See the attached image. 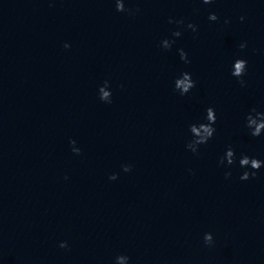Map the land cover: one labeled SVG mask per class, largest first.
Segmentation results:
<instances>
[{"label":"water","instance_id":"obj_1","mask_svg":"<svg viewBox=\"0 0 264 264\" xmlns=\"http://www.w3.org/2000/svg\"><path fill=\"white\" fill-rule=\"evenodd\" d=\"M236 59L247 61L244 86ZM184 72L195 87L181 95ZM209 107L215 134L193 153L189 126ZM253 108L264 112V0H181L98 129L33 264H264V166L248 180L239 166L241 154L264 161V133L246 127ZM229 146L235 163L221 164Z\"/></svg>","mask_w":264,"mask_h":264},{"label":"clouds","instance_id":"obj_2","mask_svg":"<svg viewBox=\"0 0 264 264\" xmlns=\"http://www.w3.org/2000/svg\"><path fill=\"white\" fill-rule=\"evenodd\" d=\"M204 4H210L213 3V0H202ZM116 9L117 11L124 12L127 11L129 14H135L134 10L132 9H125L124 2L123 0H116ZM135 11H139V9H136ZM209 20L211 21H216L218 19L217 15L215 13H210L209 15ZM241 20L244 19V17L240 18ZM174 21L170 18L169 23H173ZM177 25H183V20H178L175 21ZM225 23H228L226 20ZM187 28L191 29L193 32H195L196 25L189 23L186 26ZM181 31L177 30L172 32L173 37H180L181 36ZM175 41H170L168 39H164L162 41V47L164 49H170L172 44ZM65 48L70 47V45L65 44ZM246 47L245 43H242L240 45L241 49H244ZM180 58L181 60L185 61V63H189L187 59V54L183 51V49H180ZM247 70V61L244 59H236L233 63L232 66V76L236 77L239 79V82L241 86H244L245 81L243 79H240L246 74ZM184 78L182 80L177 81V86L182 87L183 91L180 93L181 95L187 94L192 88L195 87V81L192 80L190 73L184 72L182 73ZM110 94L108 92H104L103 96L107 98ZM111 103V100L108 102ZM254 113V115H253ZM204 120L206 122H201L199 124H191L189 126V130L191 133H194L195 135L193 136V139L191 142L187 144V147L191 149L193 153H197L198 151V146L202 144H206L215 134V127L214 124L216 122V114L215 110L211 107L206 109V116L204 117ZM246 127L249 129V134L253 137H259L264 133V112H259L255 108L251 109L250 113L246 116ZM71 144L75 143V141H70ZM74 153L79 154L80 149H74L72 150ZM236 160V154L235 150L229 146L228 149L226 150L224 156L221 158L220 163L224 164L225 162L228 165H232L235 163ZM239 166L241 168L245 169H251V171H244L242 175L240 176L241 180H248L249 178H254L257 175V171L264 166V161L257 159L255 157H250L246 154H241L240 159H239ZM123 171L124 172H129L131 171V166L130 165H124ZM231 176L230 172L225 173V177ZM67 178V177H65ZM109 179L115 180L117 179L116 174H112ZM204 242L206 245H212L213 243V236L211 233H205L204 234ZM61 248H67V242L63 241L59 245ZM117 257H120L122 259H127L129 261V257L126 255H119ZM116 257V259H117Z\"/></svg>","mask_w":264,"mask_h":264}]
</instances>
